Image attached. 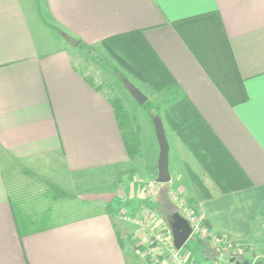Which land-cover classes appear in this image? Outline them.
<instances>
[{
  "label": "crops",
  "instance_id": "0c3cea01",
  "mask_svg": "<svg viewBox=\"0 0 264 264\" xmlns=\"http://www.w3.org/2000/svg\"><path fill=\"white\" fill-rule=\"evenodd\" d=\"M129 32L140 34L250 182L223 194L206 174L212 196L200 200L185 174L204 227L264 263V0H0V264H133L116 215L85 214L20 236L10 194L14 169L43 173L61 190L66 177L134 163L110 98L75 53ZM168 159L170 174L169 151ZM153 166L157 176V159ZM135 167V177L150 170Z\"/></svg>",
  "mask_w": 264,
  "mask_h": 264
},
{
  "label": "rangeland",
  "instance_id": "374dc122",
  "mask_svg": "<svg viewBox=\"0 0 264 264\" xmlns=\"http://www.w3.org/2000/svg\"><path fill=\"white\" fill-rule=\"evenodd\" d=\"M54 33L58 35L56 32ZM67 46L72 50V47ZM75 53L76 59L82 62L81 70L89 74L110 99H120L129 115L133 117L134 125L140 130L138 140L142 146L143 154L132 158L131 161L134 163L90 170L76 176L72 175L71 178L66 177L65 181L59 182L61 190L80 201L84 199L83 202L87 203L84 207L86 211H92L94 210L92 208H95L97 212L106 211L122 220L126 232L130 234L132 248H130V260L133 264H174L170 257V250L173 249L169 230L171 215L173 211H176L184 217V208L197 214L189 199L191 193L187 190L188 180H186L185 174L188 179L190 177L186 171L190 169L198 178L208 180L206 173L196 159L189 155L191 152L187 148L189 153L186 154V149L180 145L175 133L165 120L164 111L173 104L175 98L180 94L172 89L160 91L154 89L149 83L125 69L103 45L97 50H84L76 47ZM126 80L133 83L147 97V101L142 106L134 101L123 86ZM154 117H159L162 121L166 138L170 144V175L173 180L169 189L166 188L167 195L163 192L165 185L158 191L156 188L162 184L151 180L153 177L150 180L146 179L150 173H154L156 178V169L153 168V164H156L158 146L152 123ZM136 160L138 161L136 162ZM135 166H139L141 171L143 167H150V170L138 172L137 179ZM10 176H12L14 193L33 200V205L27 208L33 211L43 208L39 196L48 186L45 184L46 179H44L43 173L32 174L27 170L21 173L14 169ZM149 183H152L151 187L148 186ZM137 191L140 193L142 191L141 197L145 196L143 200L135 198ZM166 201L170 209L166 207ZM137 207L139 210L136 211ZM68 208L70 207L66 205L65 209ZM156 234H160V242L155 241ZM208 240V238H201L195 234L191 235L177 253L178 257L184 264H218L217 262L227 264L226 256L230 257L234 253L225 249L224 246H219L223 252H226L223 260H219L218 254L214 250L218 246L211 244ZM241 246L243 251L237 253L235 257L233 256L238 263L261 264V262H257L258 260L256 261V258V262L252 261L257 253H252L247 246Z\"/></svg>",
  "mask_w": 264,
  "mask_h": 264
},
{
  "label": "trees",
  "instance_id": "16d2710c",
  "mask_svg": "<svg viewBox=\"0 0 264 264\" xmlns=\"http://www.w3.org/2000/svg\"><path fill=\"white\" fill-rule=\"evenodd\" d=\"M78 45L81 46L80 42ZM102 45L125 69L149 83L154 89L158 91L164 89L177 91L176 83L138 32H129L106 38L103 40ZM110 100L113 104L125 146L132 159L140 151L139 127L134 125L133 117L129 115L120 99L113 98ZM164 116L170 129L214 182L219 193L238 191L250 186V182L242 170L210 131L187 98L183 96L176 97L173 104L164 111ZM189 176L197 190L198 199H206L212 196L200 178L191 171ZM163 192L167 195L166 188ZM10 194L13 217L20 236L43 230L54 224L75 219L85 214L97 212L95 208H92L94 209L92 211H86L84 207L87 203L70 197L62 190L49 185L39 196L43 208L37 211L27 208L33 205V200L24 197V195H16L13 189H11ZM64 203L70 208L65 209L66 205H63ZM166 203V207L170 209L167 201ZM173 213L178 212L173 211ZM214 250L218 254V259L223 260L225 252L220 247H216ZM235 255L231 254L234 257ZM230 257L226 256V263L236 264L235 262H229ZM238 264H241V262Z\"/></svg>",
  "mask_w": 264,
  "mask_h": 264
},
{
  "label": "water",
  "instance_id": "95a60500",
  "mask_svg": "<svg viewBox=\"0 0 264 264\" xmlns=\"http://www.w3.org/2000/svg\"><path fill=\"white\" fill-rule=\"evenodd\" d=\"M53 30L63 38L70 45L76 46L77 40L69 36L63 30L53 27ZM123 86L127 90L128 94L134 99V101L142 106L146 101L147 97L130 81L126 80ZM155 137L158 145V157H157V176L155 182L158 184H166L170 181V174L168 168V151L169 146L165 136L164 127L159 117L152 119ZM170 235L172 237V246L174 249L179 250L186 243L191 234V228L188 222L181 217L178 213L171 215V222L169 223ZM229 262H238L232 256L229 258Z\"/></svg>",
  "mask_w": 264,
  "mask_h": 264
},
{
  "label": "built area",
  "instance_id": "2783aa9c",
  "mask_svg": "<svg viewBox=\"0 0 264 264\" xmlns=\"http://www.w3.org/2000/svg\"><path fill=\"white\" fill-rule=\"evenodd\" d=\"M148 186L151 187L152 183H149ZM183 212H184L183 218L188 222V224L191 228L190 236L195 234L201 238H208L209 239L208 241L211 244L216 245L218 247L224 246L225 249L233 252L234 254H237V253L243 251V248L240 244L235 243V242L230 241V240H227L225 238L216 236L210 230L205 228L203 225L201 216H199L195 213L189 212L185 208L183 209ZM154 238L156 239L155 241H158V242L161 241L160 234H156ZM180 250L181 249L176 250L174 248L172 250H170V257H171V260L174 262V264H184L183 261L181 260V258L178 257V254H177Z\"/></svg>",
  "mask_w": 264,
  "mask_h": 264
},
{
  "label": "flooded vegetation",
  "instance_id": "af4514ba",
  "mask_svg": "<svg viewBox=\"0 0 264 264\" xmlns=\"http://www.w3.org/2000/svg\"><path fill=\"white\" fill-rule=\"evenodd\" d=\"M170 222H171V218H170ZM170 222H169V223H170Z\"/></svg>",
  "mask_w": 264,
  "mask_h": 264
}]
</instances>
